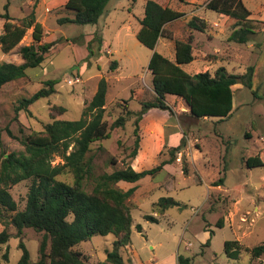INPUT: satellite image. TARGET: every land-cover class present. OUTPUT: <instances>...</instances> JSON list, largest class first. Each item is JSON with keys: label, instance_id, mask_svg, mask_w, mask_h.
Instances as JSON below:
<instances>
[{"label": "rangeland", "instance_id": "374dc122", "mask_svg": "<svg viewBox=\"0 0 264 264\" xmlns=\"http://www.w3.org/2000/svg\"><path fill=\"white\" fill-rule=\"evenodd\" d=\"M65 1L0 0V14L7 10L15 22L34 17L43 25L41 42H53L38 66L27 68L25 76L0 88L3 149H21L19 139L42 130L52 118H80L103 77L107 81L104 119L108 125L121 115L127 119L122 126L110 128L108 138L90 145L87 155L91 176L83 181L84 188L89 191L94 177L127 165L141 170L169 162L152 176L115 184L123 190L135 186L127 200L133 222L130 241L120 249L124 259H131L133 264H176L177 255L182 254L190 256L194 264H264V252L253 256L250 251L264 241V0H241L250 11L249 23L255 31L245 43L228 39L236 19L207 8L204 0H156L185 12L166 24L172 38L160 37L158 52L174 59V40H185L191 33L194 59L182 64V69L213 73L223 66L231 73L243 74L253 66L254 75L250 89L242 83L232 86V111L223 120L193 117L182 99L166 95L169 107L147 108L136 131V115L127 116L126 110L136 113L142 110L143 102H154L156 98L148 69L151 50L135 37L145 0H109L97 22L86 24L60 21L74 18V11L64 7ZM193 16L206 21L203 31L188 27ZM3 21L0 17V33ZM31 31L26 30L18 46L32 41ZM18 46L8 53L0 50V62L20 63ZM113 61L116 64L112 66ZM47 80L56 81L53 92L30 103L27 112L19 110L14 119L18 102L44 87ZM136 137L139 142L135 148ZM255 155L260 156L263 165L247 167L245 158ZM61 161L58 155L53 159V163ZM220 177L223 183L218 189L212 183ZM58 178L73 180L70 172ZM27 188L28 181H21L10 190L19 209L25 204ZM161 196H171L185 207H170L157 214L153 203ZM145 214L154 215L158 221L146 220ZM220 218L223 226L216 227ZM135 224L141 225V231ZM6 226L12 236L2 246V251L8 248V261L3 264L18 262L20 239L28 250L29 264H33L39 257L43 233L24 228L19 239L14 236L15 228ZM3 227L0 223V230ZM208 230L213 234L209 235ZM208 237L209 243L205 244ZM114 239L111 233L94 234L74 249L88 264H101L106 252L112 251ZM225 240L239 242L238 257L226 255Z\"/></svg>", "mask_w": 264, "mask_h": 264}, {"label": "trees", "instance_id": "16d2710c", "mask_svg": "<svg viewBox=\"0 0 264 264\" xmlns=\"http://www.w3.org/2000/svg\"><path fill=\"white\" fill-rule=\"evenodd\" d=\"M108 1L66 0L64 7L74 11V18L65 17L60 21H72L77 24L95 23L105 11ZM204 2L207 8L236 19L237 25L230 32L229 40L237 43L250 40L255 31L249 23L250 11L243 6L241 0ZM5 7L7 9V5ZM143 12L135 37L151 50L148 69L156 98L154 102H143L142 110L136 113L126 110L127 116L132 113L136 115L135 131L147 108L169 107L164 100L166 95L182 99L193 117H217L218 120L227 118L232 111V86L242 83L250 89L254 75L253 66H249L243 74L231 73L223 66L216 68L213 73L207 70L189 73L182 69L181 65L194 59L191 33L185 40H174V59H169L156 50L160 37L172 38L171 33L165 28L166 24L182 17L185 12L162 5L156 0H145ZM0 17L4 18L0 33V50L4 53L18 46L26 30L32 28V41L18 46L22 61L0 62L1 88L5 83L25 76L27 68L38 66L53 42H41L44 35L43 26L34 17L15 22L7 10L0 14ZM206 24V21L195 16L187 23L190 29L197 31H203ZM113 64H116L115 61L111 65ZM55 82L47 80L44 87L30 97L21 99L14 107V119H17L19 110L27 112L30 103L52 93ZM106 90L107 81L102 77L80 118L75 120L52 118L50 122L44 124L42 130L23 135L19 139L21 149L10 152L3 149V129L0 127V223L4 225L0 230V264L8 261V248L2 251V246L12 236L6 225L15 228L14 236L19 239L24 228L43 233L38 246L39 257L33 264H88L84 255L74 249L75 245L89 240L94 234L109 233L115 237L113 249L106 252L101 264H133L131 259H124L120 249L130 241L133 220L127 200L134 192L135 186L123 190L115 184L119 181L135 182L146 175L152 176L169 162H161L152 168L141 170L127 165L94 177L93 186L89 191L84 188L83 181L91 176V162L87 155L90 145L97 140L108 138L109 129L122 126L127 119L125 115H121L108 125L104 119ZM58 110L62 112L64 108L58 107ZM6 131L12 134L8 128ZM138 142L139 138L136 137L135 148ZM56 155L61 158V162L53 163ZM244 163L247 167L263 165L259 155L245 158ZM65 172L72 174V182L58 178V175ZM21 181H28V188L25 204L19 209L10 190ZM222 183L223 177H220L212 185L219 186ZM170 207L182 209L185 205L171 196H161L153 203V209L157 214H163ZM144 217L151 222L158 221L154 215L145 214ZM215 226H223L221 218L216 221ZM135 228L138 231L142 229L140 224H135ZM208 232L209 235L213 234L212 230ZM209 238L205 244L209 243ZM18 247L22 253L16 264H29V253L21 239ZM240 248L237 240L224 241V251L228 257H238ZM250 251L253 256L263 253L264 241L251 247ZM176 264L194 262L190 256L178 254Z\"/></svg>", "mask_w": 264, "mask_h": 264}, {"label": "built area", "instance_id": "2783aa9c", "mask_svg": "<svg viewBox=\"0 0 264 264\" xmlns=\"http://www.w3.org/2000/svg\"><path fill=\"white\" fill-rule=\"evenodd\" d=\"M181 159V152H178L177 153V160H180Z\"/></svg>", "mask_w": 264, "mask_h": 264}, {"label": "crops", "instance_id": "0c3cea01", "mask_svg": "<svg viewBox=\"0 0 264 264\" xmlns=\"http://www.w3.org/2000/svg\"><path fill=\"white\" fill-rule=\"evenodd\" d=\"M37 21V20H36ZM41 25H42V23H41ZM43 26V25H42ZM219 188L218 189H220V186H218Z\"/></svg>", "mask_w": 264, "mask_h": 264}]
</instances>
